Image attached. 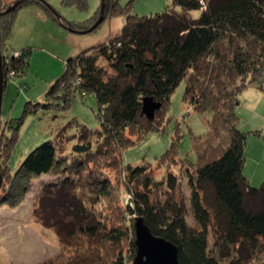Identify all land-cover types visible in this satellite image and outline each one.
I'll list each match as a JSON object with an SVG mask.
<instances>
[{"label":"trees","instance_id":"obj_1","mask_svg":"<svg viewBox=\"0 0 264 264\" xmlns=\"http://www.w3.org/2000/svg\"><path fill=\"white\" fill-rule=\"evenodd\" d=\"M88 2L61 0L63 6L80 10H86ZM101 4L105 20L109 16L125 17L119 34L70 57L64 74L47 89L43 102H28L24 116L38 110L65 111L77 93L91 94L97 101L102 130L93 133L82 126L79 143L73 146L71 154L65 152L69 138L59 133L55 142L35 147L13 173L9 158L15 139L6 137L0 127V183L1 177L4 178L0 186L1 206L19 205L34 180L57 177L41 187L37 198L67 190L71 193L72 200L64 196L68 202H63V207H68L77 220H61L53 226L64 245L76 237L121 244L130 235L126 226L135 224L136 217H144L155 236L178 247L180 264H226L230 251L238 249L237 252L244 253L260 247L264 239V182L259 188L252 187L243 174L247 134L239 129L237 111L244 90L253 83L264 90V0H172L173 7L181 8L182 13L168 8L153 17L130 14L131 3L125 8L118 0H101ZM32 5L39 6L48 17L73 33L88 32L97 19L95 16L81 24L67 22L46 0H26L14 12L4 14L10 6L6 0H0L3 92L9 79L22 78L29 67L31 51L23 49L16 56V51H9L6 40L18 11ZM192 11L201 12L200 17L190 18ZM182 82L186 83L184 104L211 117L206 121V133L193 137L195 164L189 166L178 160L179 134L159 164L168 168L172 162L185 163L195 225L188 222V207L178 196L183 181L175 174L168 172L155 181L152 165L122 162L124 150L152 133L163 131L172 96ZM148 99L161 105L154 120L143 114ZM7 157L8 176L2 164ZM114 167L123 171L131 193L123 211L128 218L125 228L103 226L99 214L85 205L93 195L108 196L106 189L111 180L107 168ZM77 181L84 193L91 188L93 195L85 200L80 197ZM256 199L258 203L251 205ZM209 201L215 207L214 221ZM212 227L216 251L209 248ZM132 239L129 257L121 253L107 262L94 259L90 263L75 260L66 264H133L136 236Z\"/></svg>","mask_w":264,"mask_h":264},{"label":"rangeland","instance_id":"obj_2","mask_svg":"<svg viewBox=\"0 0 264 264\" xmlns=\"http://www.w3.org/2000/svg\"><path fill=\"white\" fill-rule=\"evenodd\" d=\"M15 1L17 0H6V3L11 7ZM118 1L124 8L131 3L130 14L139 17H153L165 12L168 8L179 13L183 12L181 8L173 7L172 0ZM46 2L61 18L74 24L85 23L95 16L97 22L101 15V0H89L86 10L65 7L61 4V0H46ZM200 15L199 11L189 12L192 19H198ZM124 22V16H109L95 31L79 34L69 31L62 23L48 17L39 6L32 5L18 11L11 35L6 40V46L9 51H16V56L23 49L30 50L31 58L29 67L22 78L9 79L3 93L0 116L2 133L10 139H15L9 158L13 173L35 147L47 141L55 142L59 133L69 138L65 143V152L71 154L73 146L79 143L78 135L82 126L93 133L102 130L97 117L99 111L97 101L91 94L77 93L72 98L70 107L65 111L38 110L24 116V109L28 102L33 104L43 102L47 89L64 74L66 62L70 57H76L81 52L96 48L109 38L115 37L121 31ZM1 41L2 58L4 47ZM185 86L186 83L182 82L172 96L163 131L152 133L145 140L124 150L122 162L124 165L145 163L152 165L151 173L155 181L161 180L168 172L175 174L179 180L183 181L178 196L180 200L186 202L188 207V222L195 225L190 207L188 179L184 173L185 163L191 166L190 164L197 162L194 151L196 143L193 137H201L206 133V121L211 115L197 113L192 107L184 104ZM239 102L237 111L240 119L239 129L247 134L243 174L252 187L259 188L264 182V90H260L257 83H253L250 89L240 94ZM158 111L155 112V117ZM256 132L259 135L255 134ZM176 134L180 135L178 160L185 163L172 162L167 168L166 165L159 164V159L176 139ZM93 141H96V138ZM7 163L8 157L2 161L8 176ZM107 169V176L111 180L109 188L106 189L108 196L100 198L96 194L95 197L91 188L87 189L88 193H84L85 189L79 186L80 181H77V192L84 200L91 195L94 196L85 205L89 211L94 210L99 214L100 219H103V226L109 224L113 227L118 225L125 228L128 218L124 217L123 211L130 201L131 193L128 192V186L124 182L123 171L115 167ZM1 178L0 186L2 187L4 178ZM56 180L57 177L34 180L24 200L15 207L0 204V264H66L75 260H87L90 263L94 259L100 263L111 261L121 253L129 257L132 252L130 246L132 238H135L132 222L129 227L126 226L130 235L121 244L89 237H76L66 245L61 243L53 226L61 220H77L68 207L66 209L63 207V202H68L64 201L66 200L64 196L72 200L71 193L67 190L64 193L50 194L43 199L37 198L44 184ZM85 186L88 187V185ZM95 198L97 203L94 201ZM255 202L258 203V200L251 201V205ZM207 205L214 221V204L209 201ZM213 228L208 235L209 248L216 251ZM260 244V247L249 248L248 252L243 251L244 253L237 252L238 249L230 251V259H225L226 264H230L229 262L264 264V239L260 241Z\"/></svg>","mask_w":264,"mask_h":264},{"label":"water","instance_id":"obj_3","mask_svg":"<svg viewBox=\"0 0 264 264\" xmlns=\"http://www.w3.org/2000/svg\"><path fill=\"white\" fill-rule=\"evenodd\" d=\"M26 0H19L15 2L4 14L14 12L19 5L24 3ZM1 17V16H0ZM105 20L104 6L101 4V15L96 24L89 30V32L95 30ZM1 41V36H0ZM1 52H0V64H1ZM3 79H0V113L3 98ZM161 108L160 104L154 103L151 99L145 100L143 108V114L154 120L155 112ZM135 236H136V247L137 253L133 264H180L179 261V250L176 245L170 241L155 236L151 229L145 222L144 217L135 218Z\"/></svg>","mask_w":264,"mask_h":264},{"label":"crops","instance_id":"obj_4","mask_svg":"<svg viewBox=\"0 0 264 264\" xmlns=\"http://www.w3.org/2000/svg\"><path fill=\"white\" fill-rule=\"evenodd\" d=\"M250 89V88H249ZM253 89V88H252ZM255 91V90H254Z\"/></svg>","mask_w":264,"mask_h":264}]
</instances>
